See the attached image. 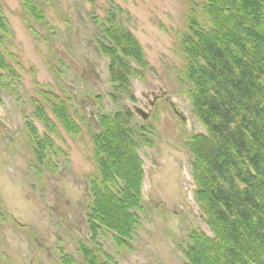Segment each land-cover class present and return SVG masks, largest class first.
Here are the masks:
<instances>
[{
	"label": "rangeland",
	"instance_id": "374dc122",
	"mask_svg": "<svg viewBox=\"0 0 264 264\" xmlns=\"http://www.w3.org/2000/svg\"><path fill=\"white\" fill-rule=\"evenodd\" d=\"M32 1L42 20L22 0H0V55L6 64L0 68V264H62L64 255L85 264L78 244L91 243V183L101 182L95 137L104 131L102 117L123 110L130 112L124 121L142 172L141 207L134 209L138 222L124 245L118 247L104 226L97 243L111 258L108 264H186L192 231L215 238L196 197L187 148L206 129L192 111L180 47L187 14H199L204 0ZM108 13L142 50V62L123 57L129 75L122 87L111 81V56L100 46L117 48L104 33ZM58 101L74 130L55 117L52 104ZM38 106L53 125L44 122ZM260 259L263 264L264 255Z\"/></svg>",
	"mask_w": 264,
	"mask_h": 264
},
{
	"label": "trees",
	"instance_id": "16d2710c",
	"mask_svg": "<svg viewBox=\"0 0 264 264\" xmlns=\"http://www.w3.org/2000/svg\"><path fill=\"white\" fill-rule=\"evenodd\" d=\"M22 2L35 19L44 18L32 0ZM200 9L199 14L194 10L187 14V33L181 35L180 47L192 86V111L206 129V134L193 135L187 148L193 156L196 197L203 201L200 205L215 238H204L192 231L184 256L186 264H262L264 0H204ZM108 15L104 33L117 48L100 46L111 56V81L122 87L129 75L123 57L142 62V50L130 32L114 25L115 16ZM2 22L0 19V30L5 31ZM5 66L0 55V68ZM52 110L67 130L76 128L64 103L52 104ZM38 111L48 126L53 125L43 108L38 106ZM129 113L123 110L111 118L102 117L104 131L95 137L94 157L101 182L95 178L91 183L94 200L86 222L91 243L78 244L85 264L111 261L102 254L96 240L103 226L114 232L119 247L129 239L138 222L134 209L141 207L142 172L128 123L124 121ZM36 144L42 157L43 144ZM119 181H123L120 187ZM61 262L75 264L71 255H64Z\"/></svg>",
	"mask_w": 264,
	"mask_h": 264
},
{
	"label": "flooded vegetation",
	"instance_id": "af4514ba",
	"mask_svg": "<svg viewBox=\"0 0 264 264\" xmlns=\"http://www.w3.org/2000/svg\"><path fill=\"white\" fill-rule=\"evenodd\" d=\"M168 103L170 104L174 114L182 121L186 122L185 116L183 115V111L179 107H175L171 99H167ZM152 104V102H150Z\"/></svg>",
	"mask_w": 264,
	"mask_h": 264
},
{
	"label": "water",
	"instance_id": "95a60500",
	"mask_svg": "<svg viewBox=\"0 0 264 264\" xmlns=\"http://www.w3.org/2000/svg\"><path fill=\"white\" fill-rule=\"evenodd\" d=\"M136 111L142 114V118L144 119L147 116V113H144L143 111H141V109L136 108Z\"/></svg>",
	"mask_w": 264,
	"mask_h": 264
}]
</instances>
